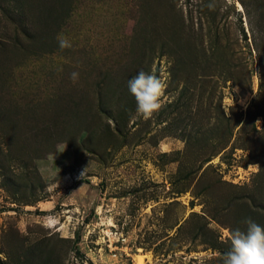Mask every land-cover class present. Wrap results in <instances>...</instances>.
<instances>
[{"label": "rangeland", "instance_id": "rangeland-1", "mask_svg": "<svg viewBox=\"0 0 264 264\" xmlns=\"http://www.w3.org/2000/svg\"><path fill=\"white\" fill-rule=\"evenodd\" d=\"M140 70L166 82L148 120ZM248 218L264 0H0V264H223Z\"/></svg>", "mask_w": 264, "mask_h": 264}, {"label": "clouds", "instance_id": "clouds-1", "mask_svg": "<svg viewBox=\"0 0 264 264\" xmlns=\"http://www.w3.org/2000/svg\"><path fill=\"white\" fill-rule=\"evenodd\" d=\"M207 7L213 10L215 4L209 3ZM57 39L60 50L72 46L66 37L59 36ZM78 77V72H72L70 79L75 83ZM128 88L136 102L137 117L148 120L161 109V97L164 95L166 82L156 74L140 70L128 81ZM256 167L259 169L258 165ZM244 223L245 230L237 228L226 233L230 247L224 254L223 264H264V227L250 218Z\"/></svg>", "mask_w": 264, "mask_h": 264}]
</instances>
